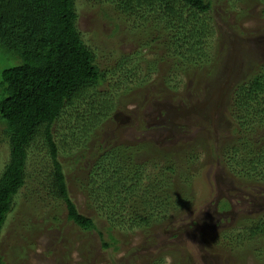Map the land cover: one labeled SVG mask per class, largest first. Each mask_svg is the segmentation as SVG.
<instances>
[{
  "label": "rangeland",
  "instance_id": "obj_1",
  "mask_svg": "<svg viewBox=\"0 0 264 264\" xmlns=\"http://www.w3.org/2000/svg\"><path fill=\"white\" fill-rule=\"evenodd\" d=\"M100 1L75 0L76 26L102 71L115 73L120 63L133 73L119 85L110 118L94 137L82 150L66 142L67 154L59 156L70 199L80 214L94 220L96 229L77 227L66 217L60 200L33 202L30 187L40 185L28 182L1 230V260L5 264H264V237L236 238L250 220L264 217V181L237 176L227 154L240 146L241 139L228 110L231 89L264 62V0H207L213 35L205 43L210 63L200 67H179L165 56L161 41L168 32L160 35L149 24L135 29L130 18ZM104 89L105 85L98 86L90 96H103ZM63 125L60 119L53 126L57 143L58 135L65 134ZM2 128L0 170L9 156ZM250 137L264 142V128L255 129ZM118 144L128 147L132 163L142 165V183L166 185L172 201L163 210L155 209L146 229L110 226L105 213L90 206L88 175L97 148ZM33 150L28 167L48 181L45 143L37 140ZM167 164H174L173 170L159 177ZM141 201L140 196L136 205Z\"/></svg>",
  "mask_w": 264,
  "mask_h": 264
},
{
  "label": "trees",
  "instance_id": "obj_2",
  "mask_svg": "<svg viewBox=\"0 0 264 264\" xmlns=\"http://www.w3.org/2000/svg\"><path fill=\"white\" fill-rule=\"evenodd\" d=\"M102 1L130 18L135 29L149 24L160 30V35L168 32L164 34L165 41H161L165 56L179 67L210 63L209 51L205 49L213 35L208 19L209 1ZM76 23L75 0H0V125L9 153L0 170V233L14 199L28 182L40 185L30 187L29 198L32 195L33 202L60 200L66 217L77 227L96 229L94 220L80 214L70 199L64 162L59 156L67 154L66 142L82 150L94 137L110 118L119 85L123 86L133 71L120 63L115 73L102 71ZM101 85H105L100 92L104 95L90 96ZM84 98L87 101L83 103ZM228 98V110L236 121L233 128L241 136L240 146L227 153L230 167L236 169L232 171L240 178L264 181V142L250 137L255 129L264 128V62L238 81ZM77 103L86 105L78 107ZM60 119H64L65 134L58 135L57 143L53 126ZM37 140L46 145L48 181L40 180L28 167ZM97 154L88 175L90 206L105 213L110 226L150 227L155 209L171 205L167 186L159 181L156 186L143 184L142 165L131 162L133 154L126 145H99ZM173 166H164L159 177L169 174ZM154 192L161 195L155 197ZM140 196L142 201L137 206ZM255 236L264 237V217L250 220L236 238L249 240ZM110 238L116 242L115 237ZM0 264H5L1 257Z\"/></svg>",
  "mask_w": 264,
  "mask_h": 264
}]
</instances>
